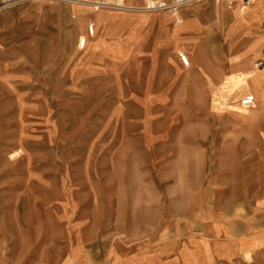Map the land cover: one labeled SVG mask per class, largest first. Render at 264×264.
Returning <instances> with one entry per match:
<instances>
[{
    "label": "crops",
    "instance_id": "0c3cea01",
    "mask_svg": "<svg viewBox=\"0 0 264 264\" xmlns=\"http://www.w3.org/2000/svg\"><path fill=\"white\" fill-rule=\"evenodd\" d=\"M93 1L0 0L7 155L19 149L26 157L36 148L42 157L63 158L66 145L92 125L87 143L103 141L108 157L121 158L117 172L125 182L139 169L123 159L143 155L144 145L169 128L150 111L171 101L192 103L198 94L243 132L219 139L218 197L211 208L202 205V229L174 233L166 244L97 245L101 232L91 217L62 215L56 221L73 244L59 247L58 261L35 264H264V0H206L174 14L142 10L147 0H106L100 9ZM246 96L253 106L245 112L239 101ZM74 169L42 166L63 180ZM193 219L192 213L183 218ZM25 247L22 253L37 252Z\"/></svg>",
    "mask_w": 264,
    "mask_h": 264
},
{
    "label": "rangeland",
    "instance_id": "374dc122",
    "mask_svg": "<svg viewBox=\"0 0 264 264\" xmlns=\"http://www.w3.org/2000/svg\"><path fill=\"white\" fill-rule=\"evenodd\" d=\"M193 97L192 103L171 101L150 111L169 128L159 140L144 145L143 155L123 159L133 172L139 169L125 182L117 172L121 158L108 157L103 141L87 143L92 125L80 141L66 145L63 158L42 157L45 153L36 148H28L24 157L19 149L7 155L8 135L0 119V264H22L25 257L28 264L62 258L59 247L73 244L56 221L62 215L91 217L101 232L97 245L166 244L174 233L202 229L200 214L207 212L203 206L211 208L218 197L219 139L243 131L232 117L207 108L199 94ZM206 135L209 141H202ZM46 165L72 166L75 173L65 174L63 180L62 175L42 172ZM78 167L88 172L81 174ZM188 213L193 214L191 222L183 220ZM25 246L38 253H22Z\"/></svg>",
    "mask_w": 264,
    "mask_h": 264
},
{
    "label": "built area",
    "instance_id": "2783aa9c",
    "mask_svg": "<svg viewBox=\"0 0 264 264\" xmlns=\"http://www.w3.org/2000/svg\"><path fill=\"white\" fill-rule=\"evenodd\" d=\"M203 0H147V4L142 9L147 12H157L163 11L168 12L171 14L176 13L179 9L190 5L192 3H199ZM229 4H235L240 0H226ZM247 4V2H244ZM94 9H100L106 6V0H94L92 3ZM93 29L91 26L87 27V34L92 35ZM78 45L83 47L84 45V38L79 40ZM178 60L183 67L188 66V59L184 54H178ZM239 106L245 109H248L253 106V99L250 96H246L239 101Z\"/></svg>",
    "mask_w": 264,
    "mask_h": 264
},
{
    "label": "bare ground",
    "instance_id": "6f19581e",
    "mask_svg": "<svg viewBox=\"0 0 264 264\" xmlns=\"http://www.w3.org/2000/svg\"><path fill=\"white\" fill-rule=\"evenodd\" d=\"M242 108V107H241ZM242 109H245V108H242Z\"/></svg>",
    "mask_w": 264,
    "mask_h": 264
}]
</instances>
